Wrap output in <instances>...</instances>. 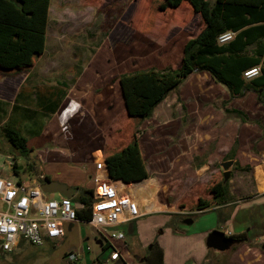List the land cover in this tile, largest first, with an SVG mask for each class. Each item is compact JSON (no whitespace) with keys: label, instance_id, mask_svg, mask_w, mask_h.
I'll use <instances>...</instances> for the list:
<instances>
[{"label":"rangeland","instance_id":"obj_1","mask_svg":"<svg viewBox=\"0 0 264 264\" xmlns=\"http://www.w3.org/2000/svg\"><path fill=\"white\" fill-rule=\"evenodd\" d=\"M162 2L52 0L48 31L41 53L30 59L31 67L23 72L8 74L0 67V81L16 82L27 75L26 82L43 76L47 80L59 76L71 84L87 65L92 68L102 64L104 71L94 83L99 86L88 88L89 99L86 100L95 103L94 107L98 103L101 107L106 106L109 116L106 147L111 152H118L137 145L148 174L145 183L155 182L158 210H167L172 214L147 213L132 222L133 233H129L128 226L121 230L118 227L106 228V233L104 229L98 230L84 222L74 224L71 231L67 225L65 237L55 245L34 247L27 243L20 244L12 253L1 252L0 264H71L74 261L77 264H127L123 259L111 261L114 247L127 253V260L133 264H152L156 259L153 253L155 245L172 246L180 240L173 234L176 222L182 224L184 217L193 219L197 211L226 205L249 194L245 187L250 184L244 183V180H249L245 175L250 170L240 167L242 162L237 159V164L229 169V180L224 182L225 169L222 167V163L235 160L238 155L242 161L247 156L238 154V144L234 146L235 153L231 156L227 148L220 147L219 141L224 138H217L211 131L226 128L232 120L233 124L229 128L235 131L237 124L242 126L243 122L251 125L262 123L264 129V120L244 121L236 114H228L224 108L228 106L224 102L215 105L218 121L216 117L210 118L209 104L204 105L202 111L207 114L206 119H193L192 116L196 114L195 109H192L196 96L195 84L206 81L203 74H197L172 92L167 101L146 120L132 123L127 116L121 97L120 77L151 69L176 70L181 65L186 42L197 36L203 27L200 17L193 14L187 5L177 10H161ZM186 86L191 89L184 91ZM207 91V94L203 92L204 99L211 98L210 89ZM188 97L193 101L186 106L184 98ZM221 97L218 99L222 100ZM221 112L224 117H221ZM113 113H116L115 117ZM5 115L0 117V175L8 156L18 153L5 137V128L14 121L15 114L10 113L7 120ZM21 125V131L30 136L29 124ZM30 154H19L16 158L24 166L18 176L23 181L35 177L42 165L36 160L25 162ZM6 165L8 167L10 164ZM71 169L62 167L53 170L71 173L77 180L85 177V170ZM46 170L51 175L54 173L48 168ZM50 198L59 200L60 196L50 195ZM201 202L206 205L203 209L198 208ZM155 208L156 205L152 207ZM207 223L209 219L199 223L196 228L203 229ZM112 231L124 232L125 240L108 242L106 234ZM99 241L103 245L110 244L104 249Z\"/></svg>","mask_w":264,"mask_h":264},{"label":"crops","instance_id":"obj_2","mask_svg":"<svg viewBox=\"0 0 264 264\" xmlns=\"http://www.w3.org/2000/svg\"><path fill=\"white\" fill-rule=\"evenodd\" d=\"M203 28L204 25L197 36ZM250 49L254 50L253 47ZM90 66L87 65L80 71L77 77L71 81V84L59 76L52 78V80H47L43 76L26 82L29 77L27 75L16 82L0 81V117L6 114L7 120L10 113L15 114L14 121L9 123L7 127L16 128L27 138L28 146L32 151L29 158H25V162L36 160L42 164L35 177L30 179H37L40 175H43L48 180L66 184L68 187L75 189V195L72 198L76 196V189L78 188L94 191L93 178L97 173L98 163L104 165L100 173L109 176L104 158L108 138L107 125L109 123L107 109L105 105L101 107L99 103L97 107H94L95 103L86 100L89 99L87 95L88 88L99 86L94 85V83L98 81L99 74L103 73L104 68L100 63L92 68ZM258 67L261 69V65H258ZM197 74H203L206 81L195 84L196 96L192 109H195L196 114L192 116L193 119H199L200 121L206 119L207 114H203L202 111L204 105L209 104L211 106L210 118L216 117V121H218L219 116L218 112L215 111V105L219 106L224 102L223 104L228 106L224 107L225 111L242 112L244 121L250 119L262 122V118L264 120V105L259 101L258 96H261L262 89L253 86L242 95L231 98L227 88L216 83L208 72H196L190 75L184 83H187L189 79ZM261 74L262 72L259 76ZM259 76L251 80L245 79V81L249 84ZM190 89V86H186L184 91ZM208 89H210L211 98L204 99L203 92L209 93ZM221 95L222 100H219L218 97ZM168 97L158 107L166 102ZM189 98H184L186 99L184 102L186 106L193 101ZM5 107L8 108L7 111ZM113 114V117H115L116 113ZM221 115V117H224L223 112H221ZM233 121H230L226 128L212 130L211 134L217 135V138H224L219 143L220 147L227 148V152H230L238 144V154L247 156V159L244 156L246 160L242 161L238 155L233 161L234 164H237L238 159L240 163L242 162L240 167L250 170L249 174L244 172L246 173L245 177L249 179L244 180V183L248 182L247 184H250L245 187L249 194L226 205L197 211L196 217L192 219V224H186L185 221L190 218L185 217L182 224L176 222L173 225V234L175 238L180 240L175 241L172 246L155 245L153 247L159 255L162 254V259L158 264H264V247L262 246V243H264V227H262L264 223V215L262 216V200L264 201V129L261 127L262 123L261 125H251L243 122L242 126L237 124L235 131L229 128ZM21 124L23 126L29 124L31 137L21 131ZM251 137L253 140L250 139ZM248 140L250 143H248ZM18 156V153L11 157L8 156L7 163L10 165L8 167L7 163L3 165L0 176L8 175L11 178H16L20 175V171L23 170L24 166L18 163L16 159ZM11 159H15V162L12 163ZM16 165L17 168H14ZM62 167L67 168V170L81 168L85 170V177L82 180H77L71 173L54 172L53 170ZM47 168L54 173L51 175L50 171L46 170ZM18 180L22 179L18 177L16 181ZM112 182L119 190L130 193L137 201L139 200L143 215L147 213L172 214L167 210H158L159 206L153 196V190H146L144 196L139 193L138 183L127 184L122 180H112ZM154 203L156 208L152 209ZM205 219H209V223L205 225V228L197 229V225L204 223ZM73 225L68 224L69 231L72 230ZM124 226H128L129 233H133L132 222L117 227L121 230ZM214 230L223 231L225 234L230 232L231 236L245 235L247 240L235 243L227 252H218L209 249L206 245L208 235ZM204 235H207V237ZM23 243L25 242L21 244ZM122 259L126 260L127 264H133L127 260V253H123Z\"/></svg>","mask_w":264,"mask_h":264},{"label":"trees","instance_id":"obj_3","mask_svg":"<svg viewBox=\"0 0 264 264\" xmlns=\"http://www.w3.org/2000/svg\"><path fill=\"white\" fill-rule=\"evenodd\" d=\"M51 1L0 0V67L6 73L23 72L31 67L30 59L41 53ZM162 3L161 10H177L187 5L193 14L200 17L204 28L197 37L186 42L181 65L176 70L151 69L120 77L122 97L130 121L146 120L170 93L177 91L196 72H208L216 83L227 88L231 98L256 86L262 89V101L258 96L264 105V0H163ZM226 32H235V38L226 44H219L218 38ZM258 65H261V76L246 83L244 72ZM226 112L244 118L242 112ZM5 137L19 154L26 155L32 151L27 138L16 128L6 127ZM230 153L233 156L235 148ZM104 158L110 178L127 184L138 183L139 188L148 181H144L148 174L137 145L118 152H111L106 147ZM76 191L72 201L79 205L76 208L77 217L81 222L88 223L92 218L93 190L78 188ZM205 206L201 202L198 208ZM231 238L235 243L247 240L245 235ZM102 247L107 249L108 245ZM153 253L156 259L152 264L160 263L162 254L159 255L156 249Z\"/></svg>","mask_w":264,"mask_h":264},{"label":"built area","instance_id":"obj_4","mask_svg":"<svg viewBox=\"0 0 264 264\" xmlns=\"http://www.w3.org/2000/svg\"><path fill=\"white\" fill-rule=\"evenodd\" d=\"M234 36V32H226L218 38V42L226 44ZM260 73V67H254L245 71L244 77L251 80ZM102 167V163L97 164V173L93 178L94 203L88 224L98 230H105L131 223L143 216L136 198L119 190L109 176L100 173ZM45 179V176L40 175L37 179L16 181L9 176H0L1 252L12 253L22 242L34 247L54 244L65 237L68 224L81 222L77 217L76 204L71 198L52 199L42 191L40 181ZM104 232L107 233L106 230ZM106 235L108 242L125 240V234L121 231H112ZM226 235L231 236V233L226 232ZM122 258V249L114 247L111 261Z\"/></svg>","mask_w":264,"mask_h":264},{"label":"water","instance_id":"obj_5","mask_svg":"<svg viewBox=\"0 0 264 264\" xmlns=\"http://www.w3.org/2000/svg\"><path fill=\"white\" fill-rule=\"evenodd\" d=\"M11 161L14 163L15 159H11ZM233 164V160L222 163V167L225 169L224 182L229 180L231 173L229 169ZM40 186L42 191L47 195H59L60 197H67L71 199L75 195V189L68 187L66 184L48 179L40 181ZM77 206L78 205H76V207ZM192 222V219H187L185 221L186 224H192ZM98 243L100 245L102 244L100 241ZM206 245L209 249H213L218 252H227L235 245V241L231 237L227 236L223 231L214 230L208 235Z\"/></svg>","mask_w":264,"mask_h":264},{"label":"bare ground","instance_id":"obj_6","mask_svg":"<svg viewBox=\"0 0 264 264\" xmlns=\"http://www.w3.org/2000/svg\"><path fill=\"white\" fill-rule=\"evenodd\" d=\"M146 190H153V196H154V198H155V193H156V191L154 190V184H153L152 181L149 182V183H145V184H143V187H142V188H139V193L145 196V195H146V194H145ZM148 201H149V200H148ZM149 202H150V201H149ZM138 203H139V206H140V208H141V205H140L139 200H138ZM152 207H155V203L153 204Z\"/></svg>","mask_w":264,"mask_h":264},{"label":"flooded vegetation","instance_id":"obj_7","mask_svg":"<svg viewBox=\"0 0 264 264\" xmlns=\"http://www.w3.org/2000/svg\"><path fill=\"white\" fill-rule=\"evenodd\" d=\"M14 168H17V165H16V166H14ZM15 172H16V171H15ZM15 172H14V173H15ZM0 252H1V250H0Z\"/></svg>","mask_w":264,"mask_h":264}]
</instances>
